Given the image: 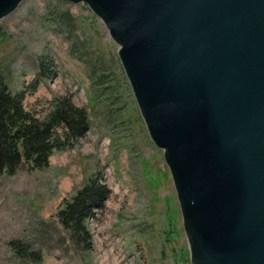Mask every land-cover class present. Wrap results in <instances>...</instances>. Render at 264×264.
Instances as JSON below:
<instances>
[{"label":"water","instance_id":"95a60500","mask_svg":"<svg viewBox=\"0 0 264 264\" xmlns=\"http://www.w3.org/2000/svg\"><path fill=\"white\" fill-rule=\"evenodd\" d=\"M22 1L0 0V20ZM62 1L118 47L190 264H264V0Z\"/></svg>","mask_w":264,"mask_h":264},{"label":"rangeland","instance_id":"374dc122","mask_svg":"<svg viewBox=\"0 0 264 264\" xmlns=\"http://www.w3.org/2000/svg\"><path fill=\"white\" fill-rule=\"evenodd\" d=\"M68 15V16H66ZM103 23L83 3L23 0L0 20V70L24 107L43 119L55 98L88 114V131L44 170L23 164L0 178V264H190L163 151L151 141ZM49 78L36 88L38 59ZM110 189L88 220L93 249H74L54 216L92 174ZM21 241L40 260L8 248Z\"/></svg>","mask_w":264,"mask_h":264},{"label":"trees","instance_id":"16d2710c","mask_svg":"<svg viewBox=\"0 0 264 264\" xmlns=\"http://www.w3.org/2000/svg\"><path fill=\"white\" fill-rule=\"evenodd\" d=\"M43 59H38L33 88L49 78L50 69ZM24 99L25 91L12 92L0 70V178L13 176L23 164L30 170H44L54 152L72 149L88 131L87 112L69 97L55 98L43 119L25 109ZM109 195L102 177L92 174L57 210L54 218L74 249H93L88 220L103 208ZM8 248L20 258L40 260L39 253L21 241H10Z\"/></svg>","mask_w":264,"mask_h":264}]
</instances>
